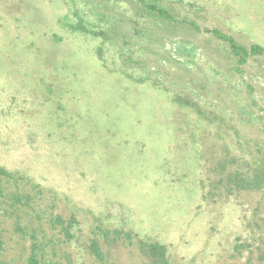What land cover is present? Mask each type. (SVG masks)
Returning <instances> with one entry per match:
<instances>
[{"label": "rangeland", "instance_id": "1", "mask_svg": "<svg viewBox=\"0 0 264 264\" xmlns=\"http://www.w3.org/2000/svg\"><path fill=\"white\" fill-rule=\"evenodd\" d=\"M154 2L0 0V264H264V0Z\"/></svg>", "mask_w": 264, "mask_h": 264}, {"label": "trees", "instance_id": "2", "mask_svg": "<svg viewBox=\"0 0 264 264\" xmlns=\"http://www.w3.org/2000/svg\"><path fill=\"white\" fill-rule=\"evenodd\" d=\"M133 1L134 0H128ZM138 3H142V6L144 10H148L150 12H158V15H166L164 13L163 9H159L158 6L154 1L156 0H147L148 3H146L144 0H136ZM153 1V2H152ZM167 18V17H166ZM87 25H85L83 22H80L78 20V23L73 27L74 31H83L85 32L87 30ZM73 26V25H72ZM213 34L220 38L221 40L228 43L230 51L234 53L235 56L241 57V60H243L246 57H249L251 55H257L259 53L260 48L257 46H252L249 51L245 50L238 45L234 41H232L231 38H227L225 36L220 35L217 31H213ZM249 160V159H247ZM252 171L247 174H240V173H233L232 175L226 176L228 180V190H229V196H232V194H241L251 191H258L261 192V194H264V166L259 165L258 161L254 160L252 164ZM10 174L6 172V170L0 168V179L9 177ZM224 178L221 179L223 181ZM257 227H259V224H256ZM261 227V226H260ZM259 236L264 235V230L259 229ZM31 240L30 247H29V255L26 260V264H42L41 258L39 254V242H37V239L34 235L28 237ZM143 248H146V252L153 258H159L160 261L163 262V264H167V258L166 253L167 250L163 245H159L156 243H150L146 244ZM157 260V259H156ZM260 261H263L264 258L261 256L259 257ZM157 262V261H156ZM258 263V262H256ZM244 264H251L249 257L244 261ZM260 264V263H258Z\"/></svg>", "mask_w": 264, "mask_h": 264}]
</instances>
